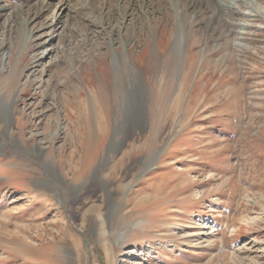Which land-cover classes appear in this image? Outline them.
<instances>
[{"label": "rangeland", "instance_id": "obj_1", "mask_svg": "<svg viewBox=\"0 0 264 264\" xmlns=\"http://www.w3.org/2000/svg\"><path fill=\"white\" fill-rule=\"evenodd\" d=\"M204 1H69L63 54L44 59L41 78L44 45L12 46L0 99L16 95L19 123L0 130V264H264V0L219 15L226 3ZM128 64L147 96L109 151ZM105 160L92 180L87 163Z\"/></svg>", "mask_w": 264, "mask_h": 264}, {"label": "bare ground", "instance_id": "obj_2", "mask_svg": "<svg viewBox=\"0 0 264 264\" xmlns=\"http://www.w3.org/2000/svg\"><path fill=\"white\" fill-rule=\"evenodd\" d=\"M69 1L74 2V1H79V0H29V1L28 0H14L13 2L16 5L14 9H11L9 7L8 2H6L5 0H1L0 1V21H2L3 24L0 25V53H1L0 54V66L3 64H9L10 63V59H11L9 56L10 49L12 48V46L14 44L17 43V41L19 42L18 50H20V51H21V48L29 42H31L32 46H34L35 48L42 44V45H44V48L39 50L38 53L35 55V62H34L36 64V67L39 68L38 73L40 74V78H41L42 74L40 72H43L44 68H45V67H43V64L46 65L44 62V59H46L47 56L51 55L53 52L63 54L62 53L63 52L62 51L63 46L58 43V40L60 39V36H61V39L62 38L64 39L63 34L61 35V33H62L61 29H62L63 25L67 23V19L69 17V11L71 8V6H70L71 4L69 5ZM178 1L179 0L172 2V0H167L170 7L171 8L173 7V9H175V10H176V4L178 3ZM215 1L217 4L218 3H226L225 9L221 10L218 13V15H219L220 13H223V12L233 14L236 10H238V8L241 7L242 3L246 2L247 0H215ZM116 2L119 4H123V3L126 4L127 0H116ZM201 2L205 5L204 0H201ZM82 3H84L85 5H89L90 7H92V5H93V4L91 5V3H89V0H82ZM190 3H191V1H190ZM52 6L57 9L56 14L55 15L51 14V19L48 17L47 19L44 20L43 23L37 22V20L39 18H41L45 13H48V11H50V8ZM248 6H249V3H248ZM179 10H180V8H179ZM181 10H183V9L181 8ZM197 11L200 12L201 9L199 8V9H197ZM134 12L135 11L131 10V12H129L130 14L128 12H127V14L130 16H133ZM176 12H178V11H176ZM187 13H188V11H187ZM196 13H195V15H196ZM79 14H78L79 17H81L82 12ZM212 14H215V12H213ZM140 15H142V14H140ZM177 15H174V16L176 17ZM183 16H185V15H183ZM145 17H147V16H145ZM124 18H125V15L122 16V18H121L122 22L119 23L121 27L124 25V21L127 20ZM138 18H141V16ZM87 19L89 20L90 24L96 21L95 19H92L91 17H88ZM152 19H153V22H155V20L157 18H155V19L152 18ZM176 19H177V17H176ZM183 19H185V18H183ZM143 22L140 24L141 27L144 24ZM146 23L148 24L150 22H146ZM180 24H181L180 21L177 19V24L174 27L173 46H180L181 40L183 38V36H182L183 32H182V29H180ZM109 27H110V25L105 27V29L109 30V35L111 36V33L114 30V28L110 29ZM98 29L101 30L102 27H99ZM136 30H138V29H136ZM102 31L104 32V29H102L101 32ZM127 31L128 30L125 27V33ZM39 32H41L40 38H38L36 36ZM18 33L20 35H18ZM95 34H98V33L95 32ZM105 35H106V33H105ZM116 43L117 42L114 40V41H112V44H110V49L112 51H113L112 48L114 45H116ZM127 43H128L127 41L124 42V41H122V39L119 40V45L121 46L122 49H124L127 46ZM114 51H116V50H114ZM10 55H11V53H10ZM120 56H121L120 52L116 53V55L113 56V59L111 61L113 62V64H115V66H119L118 64L120 62ZM128 67H130V68H128V71H127L128 72L129 87L126 90H124V92L122 93L123 94V97H122L123 101L121 104V111L122 112L118 114V115L122 116V119L119 120L118 123H115L113 125L114 131H113V135L111 138V144L108 147L109 151H111L112 149H116L117 145L120 144L119 142L122 143L121 140H117L118 142L117 141L113 142L117 135H119V134L122 135V133H123V135L125 136V134L128 131L134 132V130H135L134 127H136L134 125L137 122L136 121V115H137V111H138L137 110V101H138V99L145 98L147 96L146 95L147 92L144 91V79L142 77L143 75H142L141 70L135 71V72H134V70H132V73H131L130 72L132 69L131 65H129ZM34 72H36V71H34ZM2 74H3V71L0 70V76ZM33 75H34V73H32L31 75L28 76V79L26 81V83L28 85H31V86L34 85L35 86L37 84V82L41 81L40 78L31 79L33 77ZM43 84H45V83H43ZM48 87H50V86L48 85ZM63 101H64V99H63ZM17 103H18V100L16 99V95H14L12 100L9 102L8 101L4 102L2 99H0V125H1L0 130H1V132L6 131L5 128L8 129L10 127V124L14 120L18 126L19 120H17L16 117L19 114L17 113V116H16V114H14L15 113L14 106ZM8 130H10V129H8ZM40 143H37V146H36V149L34 150V152L42 153L43 151H45V148H43L40 145ZM19 144H20V150L17 149V151H23L22 153H25L26 155H28L27 150H25V148L23 147L21 142H19ZM3 148H4V145H3L2 141L0 140V154H2ZM82 163H84V162H82ZM140 163H142V162H140ZM122 164H123L122 161L117 162L115 167H114V170L109 171L110 174L116 173V169L118 167H120ZM93 165H94V163L89 161L87 163V168H86L87 171H90L91 169L93 170L92 180L95 177L98 178L99 170H101L102 168H104V169L107 168L108 160H105L102 163H99L98 165L96 163L97 166H93ZM43 167L45 168V170L48 169L49 171H51V169H52L49 166L43 165ZM72 169H73V167H72ZM79 171H80L79 175L83 174L84 177L86 176V173H84V171H82L81 169ZM50 173L53 174V172H50ZM63 175H65V174H63ZM53 179H56V178L53 177ZM41 182H40L39 186L37 187L38 190H41V188L45 189L44 187H48V184H46L45 182H42V183ZM90 183H91V181H90ZM120 187H121V185H120ZM112 206L113 207L110 208V214L111 215L114 212V204ZM210 229H212V226H210L208 228V230H210Z\"/></svg>", "mask_w": 264, "mask_h": 264}, {"label": "crops", "instance_id": "obj_3", "mask_svg": "<svg viewBox=\"0 0 264 264\" xmlns=\"http://www.w3.org/2000/svg\"><path fill=\"white\" fill-rule=\"evenodd\" d=\"M11 168L9 169L10 170V172H11V169H12V172H16V171H18V169H17V167H21V163L19 162V164H18V162H12L11 163ZM94 166V165H93ZM92 166V167H93ZM8 170V171H9ZM6 171V170H5ZM8 175H9V172H8Z\"/></svg>", "mask_w": 264, "mask_h": 264}]
</instances>
